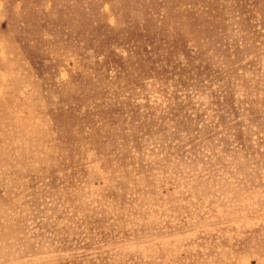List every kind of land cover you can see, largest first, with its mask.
<instances>
[{
    "label": "rangeland",
    "instance_id": "rangeland-1",
    "mask_svg": "<svg viewBox=\"0 0 264 264\" xmlns=\"http://www.w3.org/2000/svg\"><path fill=\"white\" fill-rule=\"evenodd\" d=\"M0 264H264V0H0Z\"/></svg>",
    "mask_w": 264,
    "mask_h": 264
}]
</instances>
